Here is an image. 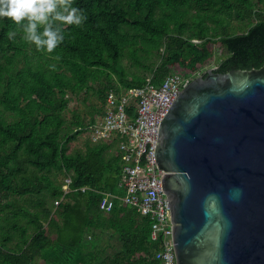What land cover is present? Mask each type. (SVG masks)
<instances>
[{
	"label": "trees",
	"instance_id": "obj_1",
	"mask_svg": "<svg viewBox=\"0 0 264 264\" xmlns=\"http://www.w3.org/2000/svg\"><path fill=\"white\" fill-rule=\"evenodd\" d=\"M87 19L66 26L52 53L36 50L0 18V264H158L151 222L127 205L99 210L89 186L119 194L114 145L70 144L103 112L109 93L196 74L225 54L218 72L264 64V0H73ZM15 32L14 36L10 33ZM56 57H59L57 59ZM125 62V64L123 63ZM87 119L63 113L87 102ZM113 148L114 153H108ZM63 177L72 192L57 207ZM54 207V208H53ZM116 239L106 254L102 243Z\"/></svg>",
	"mask_w": 264,
	"mask_h": 264
},
{
	"label": "water",
	"instance_id": "obj_2",
	"mask_svg": "<svg viewBox=\"0 0 264 264\" xmlns=\"http://www.w3.org/2000/svg\"><path fill=\"white\" fill-rule=\"evenodd\" d=\"M153 155L175 264H264V64L193 79Z\"/></svg>",
	"mask_w": 264,
	"mask_h": 264
},
{
	"label": "built area",
	"instance_id": "obj_3",
	"mask_svg": "<svg viewBox=\"0 0 264 264\" xmlns=\"http://www.w3.org/2000/svg\"><path fill=\"white\" fill-rule=\"evenodd\" d=\"M206 71L201 70L196 74L173 71L159 85L147 80L141 87L109 93L104 100L102 114L81 134L93 144L114 145L118 150L120 178L117 188L120 193L99 191L89 186L75 191L99 195L101 212H109L116 205H127L149 218V239L152 242L160 240V250L154 255L158 264H175L170 238L172 223L166 219L160 175L153 155L158 126L175 97ZM70 186L71 178L67 176L62 181V196L54 201V207L72 192Z\"/></svg>",
	"mask_w": 264,
	"mask_h": 264
},
{
	"label": "clouds",
	"instance_id": "obj_4",
	"mask_svg": "<svg viewBox=\"0 0 264 264\" xmlns=\"http://www.w3.org/2000/svg\"><path fill=\"white\" fill-rule=\"evenodd\" d=\"M0 18H9L22 38L44 53H52L63 42L66 26L78 27L87 19L73 0H0Z\"/></svg>",
	"mask_w": 264,
	"mask_h": 264
},
{
	"label": "rangeland",
	"instance_id": "obj_5",
	"mask_svg": "<svg viewBox=\"0 0 264 264\" xmlns=\"http://www.w3.org/2000/svg\"><path fill=\"white\" fill-rule=\"evenodd\" d=\"M214 54H215L214 61L208 67L204 68L203 70L216 68L217 63L220 61V59L222 58V56L225 53L220 51V49L215 48L214 49ZM123 63L125 64V62H123ZM87 98H88L87 102H83L81 100L82 97L80 98V100H73V99L69 100L68 107H67L66 111L63 113V116H64V119H65L66 123H70L71 122L74 112H77L82 118L87 119V116L85 114V112L87 110V107L90 105V103L96 104L95 98L92 97L90 94H88ZM84 142H85L84 136H82V135L78 136L70 144L69 151L73 152L75 149L83 148ZM108 153H114V149L111 148ZM65 177H63L62 175L59 176L60 179H64ZM101 243H102V247H105V249H106V251H105L106 254L112 253L113 251H115L118 248V243H117L115 238L114 239L112 238V239H109V240L105 239Z\"/></svg>",
	"mask_w": 264,
	"mask_h": 264
},
{
	"label": "flooded vegetation",
	"instance_id": "obj_6",
	"mask_svg": "<svg viewBox=\"0 0 264 264\" xmlns=\"http://www.w3.org/2000/svg\"><path fill=\"white\" fill-rule=\"evenodd\" d=\"M213 69H215V70H216V72H218V70H217V67H216V68H213ZM218 73H220V72H218Z\"/></svg>",
	"mask_w": 264,
	"mask_h": 264
}]
</instances>
